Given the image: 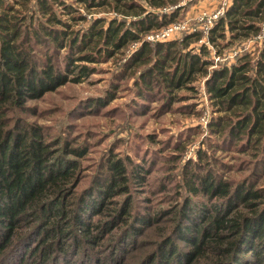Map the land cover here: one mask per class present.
Wrapping results in <instances>:
<instances>
[{
    "label": "trees",
    "instance_id": "1",
    "mask_svg": "<svg viewBox=\"0 0 264 264\" xmlns=\"http://www.w3.org/2000/svg\"><path fill=\"white\" fill-rule=\"evenodd\" d=\"M181 1L0 0V264H264V43L210 70L206 57L207 43L219 55L258 34L264 0H232L207 42L199 41L200 30L145 40L176 20ZM105 12L114 16L97 14ZM110 60H124L120 76L136 75L141 100L157 85L180 101L178 90L192 91L191 83L205 78L216 112L210 136L230 142L225 150L236 164L198 149L180 169L184 195L159 211L132 206L130 177L142 182L146 171L129 169L112 151L102 175L81 187L76 159L88 149L59 146L21 112L36 113L29 101ZM211 161L224 170L210 168ZM164 216L169 226L148 249H136ZM129 252L137 258L127 260Z\"/></svg>",
    "mask_w": 264,
    "mask_h": 264
},
{
    "label": "rangeland",
    "instance_id": "2",
    "mask_svg": "<svg viewBox=\"0 0 264 264\" xmlns=\"http://www.w3.org/2000/svg\"><path fill=\"white\" fill-rule=\"evenodd\" d=\"M213 1L182 0L176 20H185L190 24L188 27L198 30L197 18L203 10H207L205 8H212L210 6ZM97 14L114 16L110 12ZM184 32L177 33L174 39L182 37ZM263 43L264 30L258 40H240L235 43L236 46L223 49L218 59L214 57L215 46L208 43L209 52L206 57L213 63L209 70L221 64H229L231 59L233 62L234 57H225L233 49L241 54L245 48L253 50ZM136 45L134 43L129 46L127 56ZM123 61L91 64L94 72L89 76L77 83L66 82L44 94L43 98L29 101L27 105L36 107V113L30 110L21 112V115L41 124L47 138L57 139L59 146L65 142L70 147L88 149L84 157L76 159L85 174L81 187L88 184L91 176L102 175L100 164L108 151L122 158L128 167L133 165L129 169L134 168V164L143 165L146 173L142 172V182L130 177L132 206L147 204L159 211L175 204L174 200H180L184 195H180L184 190L178 181L180 169L189 157H196L198 149L214 155L221 164L235 165L237 160L230 159L234 152L225 150L230 144L228 140L219 138L216 141L210 136L207 124L216 112L213 111L212 99L204 87L205 78L191 83L195 86L192 91L178 90L177 93L183 96L180 101H169L163 96L166 90L157 85L153 93L146 95L147 99L141 100L134 83L136 75H119V70H127ZM211 144H217V148L211 147ZM209 167L224 170L214 161H211ZM169 224L164 216L162 222L156 225L154 233L139 237L141 245L136 249L140 246L141 249H148L149 243L156 239V233ZM178 244L184 246L186 242L180 241ZM133 252L128 253L127 260L137 258L138 252Z\"/></svg>",
    "mask_w": 264,
    "mask_h": 264
},
{
    "label": "built area",
    "instance_id": "3",
    "mask_svg": "<svg viewBox=\"0 0 264 264\" xmlns=\"http://www.w3.org/2000/svg\"><path fill=\"white\" fill-rule=\"evenodd\" d=\"M231 1L232 0H218V2L216 3L215 6H213L212 8H209V9L205 8L207 10H203L200 13L199 17L196 20L197 29L203 33L201 39L199 40L200 42H207L206 41V34L208 31V28L210 26H212L214 21L225 12L226 8L230 5ZM188 24L189 23L185 20L184 21L183 20L182 21H180V20L172 21V22H170V23H168V24H166V25H164L158 29H154V30H151L149 32H146V34L144 35V39L147 40L148 42H151V43L156 42V41H167V40L173 39L177 33H180L182 31L189 32V31L196 30V29L192 30L191 26L188 27ZM263 30H264V23H262L260 32L258 34H256L255 36H253L252 38L258 40L260 33ZM251 39H248V41ZM241 50H239V51H241ZM245 50H250V49L245 48L243 51H245ZM232 52H233V54H232ZM238 55H240V53L238 51L236 52L233 49L229 53V55H227V56L225 55V57H226V59H228V57L229 58L234 57L233 58V60H234L237 58ZM214 57L216 59H218L219 55L215 54ZM231 61H232V59H231Z\"/></svg>",
    "mask_w": 264,
    "mask_h": 264
},
{
    "label": "crops",
    "instance_id": "4",
    "mask_svg": "<svg viewBox=\"0 0 264 264\" xmlns=\"http://www.w3.org/2000/svg\"><path fill=\"white\" fill-rule=\"evenodd\" d=\"M217 2H218V0H214L213 3H212L213 5H211L210 7L215 6V4H216Z\"/></svg>",
    "mask_w": 264,
    "mask_h": 264
}]
</instances>
